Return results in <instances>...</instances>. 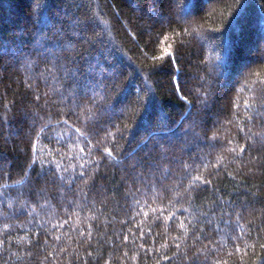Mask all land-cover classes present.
<instances>
[{
  "label": "trees",
  "instance_id": "16d2710c",
  "mask_svg": "<svg viewBox=\"0 0 264 264\" xmlns=\"http://www.w3.org/2000/svg\"><path fill=\"white\" fill-rule=\"evenodd\" d=\"M0 264H264V0H0Z\"/></svg>",
  "mask_w": 264,
  "mask_h": 264
},
{
  "label": "snow or ice",
  "instance_id": "6c2138e0",
  "mask_svg": "<svg viewBox=\"0 0 264 264\" xmlns=\"http://www.w3.org/2000/svg\"><path fill=\"white\" fill-rule=\"evenodd\" d=\"M241 150H243V149H241ZM196 179H200V177H197Z\"/></svg>",
  "mask_w": 264,
  "mask_h": 264
}]
</instances>
